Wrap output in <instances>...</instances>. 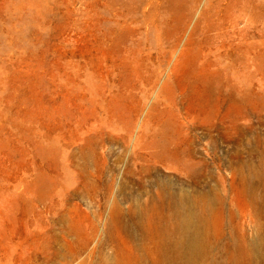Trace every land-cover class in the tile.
Masks as SVG:
<instances>
[{
	"label": "rangeland",
	"instance_id": "rangeland-1",
	"mask_svg": "<svg viewBox=\"0 0 264 264\" xmlns=\"http://www.w3.org/2000/svg\"><path fill=\"white\" fill-rule=\"evenodd\" d=\"M114 259L264 264V0H0V264Z\"/></svg>",
	"mask_w": 264,
	"mask_h": 264
},
{
	"label": "bare ground",
	"instance_id": "bare-ground-1",
	"mask_svg": "<svg viewBox=\"0 0 264 264\" xmlns=\"http://www.w3.org/2000/svg\"><path fill=\"white\" fill-rule=\"evenodd\" d=\"M173 198L176 199L173 201L175 204V222L172 226L175 231V239L173 240L172 245L175 249H177L178 255L179 246H182L187 255L189 254V258H191L195 253H198L201 245H203V241H201L200 244V236L203 235H200L203 219L189 205H187V201L184 196H179L178 194ZM168 246L171 247L169 244ZM191 262L192 260L187 264H191ZM103 264H118V260H105Z\"/></svg>",
	"mask_w": 264,
	"mask_h": 264
}]
</instances>
